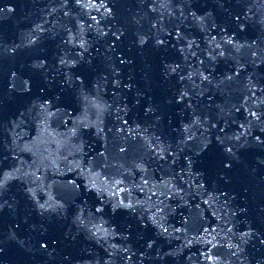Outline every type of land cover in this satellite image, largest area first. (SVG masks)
Here are the masks:
<instances>
[{
    "label": "water",
    "instance_id": "95a60500",
    "mask_svg": "<svg viewBox=\"0 0 264 264\" xmlns=\"http://www.w3.org/2000/svg\"><path fill=\"white\" fill-rule=\"evenodd\" d=\"M0 181V264H230L142 0H0Z\"/></svg>",
    "mask_w": 264,
    "mask_h": 264
},
{
    "label": "snow or ice",
    "instance_id": "6c2138e0",
    "mask_svg": "<svg viewBox=\"0 0 264 264\" xmlns=\"http://www.w3.org/2000/svg\"><path fill=\"white\" fill-rule=\"evenodd\" d=\"M159 43L160 44H163L164 43V41L163 40H161V41H159ZM205 79H207V77H205ZM228 150V152H231L232 151V149L231 148H228L227 149ZM227 166H229L230 167V165H227ZM3 181H0V187H2L3 186ZM42 247H44V248H46L47 247V244H42L41 245ZM0 251H2V249H0Z\"/></svg>",
    "mask_w": 264,
    "mask_h": 264
}]
</instances>
